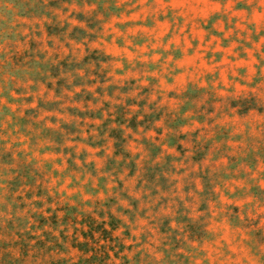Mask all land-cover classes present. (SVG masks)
<instances>
[{
    "label": "rangeland",
    "instance_id": "1",
    "mask_svg": "<svg viewBox=\"0 0 264 264\" xmlns=\"http://www.w3.org/2000/svg\"><path fill=\"white\" fill-rule=\"evenodd\" d=\"M89 217L110 264H264V0H0V264Z\"/></svg>",
    "mask_w": 264,
    "mask_h": 264
},
{
    "label": "trees",
    "instance_id": "2",
    "mask_svg": "<svg viewBox=\"0 0 264 264\" xmlns=\"http://www.w3.org/2000/svg\"><path fill=\"white\" fill-rule=\"evenodd\" d=\"M97 61H102V58L98 59ZM59 65H61V63ZM61 86L64 87V84L63 82L58 80L57 87H56L58 93H59V89L61 88ZM40 107L45 110L51 109L50 106H48L50 108H45L43 107V105H41ZM152 116H153L152 114L148 116L144 115V119L142 121L137 122V125H142L145 130L149 129L151 127V123L157 120L156 117L154 118ZM49 130L50 129H48L47 131ZM108 137L114 140V143H113V147L115 149L114 156L120 155L122 157L121 161L118 163L119 168L130 169V172L132 173L135 170L134 169L135 164H134L133 159L131 158V152L125 148V145L127 142L126 137L122 136L119 129H112ZM88 138L90 140L91 138H93V136L89 135ZM178 138H181V136H179ZM176 147L177 149H179L180 146L176 144ZM158 151H160V148ZM110 218L112 217L110 216ZM115 227L116 226L110 225L111 230L115 229ZM96 233H99L101 237L100 236L96 237L95 236ZM109 234H110V231L107 230L104 221H101L98 223L93 218L89 217L88 230L86 231L85 234H83V240H79L78 238L74 237L70 241L71 247L79 252V261L68 263V259L67 260L61 259V260H56V261L52 260L49 262V264H79L80 262H83L85 264H110L109 263L110 256L108 252L109 249L105 248L106 245L100 243L101 240L106 241L107 237L109 238ZM110 239H113V238L110 237L108 240ZM118 245H121V244L118 243ZM58 248L60 250L64 249V248H61V246H58ZM26 252H27V249L24 248L22 250V254H25V255L22 257V264H24L23 262L24 257L27 256ZM12 260L14 259L12 258ZM32 262H35V261H32Z\"/></svg>",
    "mask_w": 264,
    "mask_h": 264
}]
</instances>
